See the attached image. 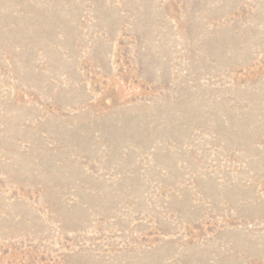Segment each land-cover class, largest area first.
Segmentation results:
<instances>
[{
	"label": "rangeland",
	"instance_id": "374dc122",
	"mask_svg": "<svg viewBox=\"0 0 264 264\" xmlns=\"http://www.w3.org/2000/svg\"><path fill=\"white\" fill-rule=\"evenodd\" d=\"M0 264H264V0H0Z\"/></svg>",
	"mask_w": 264,
	"mask_h": 264
}]
</instances>
